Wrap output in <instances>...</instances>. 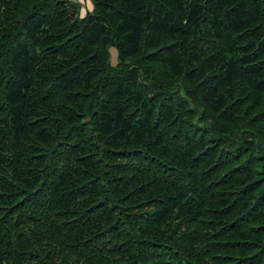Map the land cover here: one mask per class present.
<instances>
[{"label": "trees", "instance_id": "16d2710c", "mask_svg": "<svg viewBox=\"0 0 264 264\" xmlns=\"http://www.w3.org/2000/svg\"><path fill=\"white\" fill-rule=\"evenodd\" d=\"M86 1L0 0V264H264V0Z\"/></svg>", "mask_w": 264, "mask_h": 264}, {"label": "rangeland", "instance_id": "374dc122", "mask_svg": "<svg viewBox=\"0 0 264 264\" xmlns=\"http://www.w3.org/2000/svg\"><path fill=\"white\" fill-rule=\"evenodd\" d=\"M71 1H75L76 3L80 4L81 8V12L83 11V9L85 8L86 10H91V4L86 1V0H71ZM109 62L111 65H114L115 63V50L114 49H109Z\"/></svg>", "mask_w": 264, "mask_h": 264}]
</instances>
